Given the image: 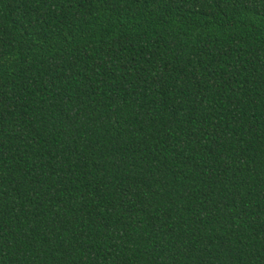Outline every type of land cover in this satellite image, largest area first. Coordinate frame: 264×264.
<instances>
[{
    "label": "trees",
    "instance_id": "16d2710c",
    "mask_svg": "<svg viewBox=\"0 0 264 264\" xmlns=\"http://www.w3.org/2000/svg\"><path fill=\"white\" fill-rule=\"evenodd\" d=\"M0 264H264V0H0Z\"/></svg>",
    "mask_w": 264,
    "mask_h": 264
}]
</instances>
